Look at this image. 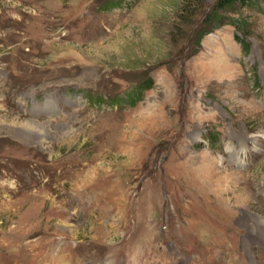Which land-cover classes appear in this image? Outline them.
Returning a JSON list of instances; mask_svg holds the SVG:
<instances>
[{
	"label": "rangeland",
	"instance_id": "rangeland-1",
	"mask_svg": "<svg viewBox=\"0 0 264 264\" xmlns=\"http://www.w3.org/2000/svg\"><path fill=\"white\" fill-rule=\"evenodd\" d=\"M216 1L0 0V264H264V4Z\"/></svg>",
	"mask_w": 264,
	"mask_h": 264
},
{
	"label": "trees",
	"instance_id": "trees-1",
	"mask_svg": "<svg viewBox=\"0 0 264 264\" xmlns=\"http://www.w3.org/2000/svg\"><path fill=\"white\" fill-rule=\"evenodd\" d=\"M264 4V0H217L214 7V12L227 11L232 12L237 8L244 9L255 5ZM213 22H216V19ZM222 25L220 19H218V26ZM238 41L239 38H236Z\"/></svg>",
	"mask_w": 264,
	"mask_h": 264
},
{
	"label": "bare ground",
	"instance_id": "bare-ground-1",
	"mask_svg": "<svg viewBox=\"0 0 264 264\" xmlns=\"http://www.w3.org/2000/svg\"><path fill=\"white\" fill-rule=\"evenodd\" d=\"M262 221V220H261ZM261 221H259V222H261ZM261 224H262V226H263V228H264V222H261ZM263 231V230H262ZM263 233H264V231H263Z\"/></svg>",
	"mask_w": 264,
	"mask_h": 264
}]
</instances>
